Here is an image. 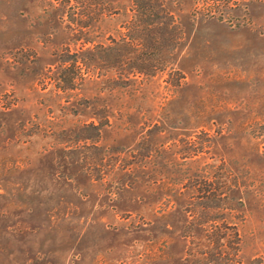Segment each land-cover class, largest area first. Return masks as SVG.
Wrapping results in <instances>:
<instances>
[{"label":"rangeland","instance_id":"374dc122","mask_svg":"<svg viewBox=\"0 0 264 264\" xmlns=\"http://www.w3.org/2000/svg\"><path fill=\"white\" fill-rule=\"evenodd\" d=\"M201 1L128 84L132 0H0V264H264V2Z\"/></svg>","mask_w":264,"mask_h":264},{"label":"trees","instance_id":"16d2710c","mask_svg":"<svg viewBox=\"0 0 264 264\" xmlns=\"http://www.w3.org/2000/svg\"><path fill=\"white\" fill-rule=\"evenodd\" d=\"M132 1L135 17L129 22L128 33L119 39L111 38V42L107 45L97 44L81 51H96L98 57L96 60L116 68L120 78L128 84L135 82L137 76L147 74L154 76L170 67V58L164 53L169 51L168 42L174 39L172 34L174 35L176 28L173 14L164 0ZM249 1L202 0L199 3L201 4L200 9H207L209 13L229 16L231 11L234 12L236 8L241 7L242 4L246 5ZM257 1L264 2V0ZM136 32L140 36L136 37ZM97 61L95 63H98ZM73 64L81 69L83 65L87 66V61L77 55ZM83 75L81 79L84 78ZM92 125L100 135V127Z\"/></svg>","mask_w":264,"mask_h":264}]
</instances>
